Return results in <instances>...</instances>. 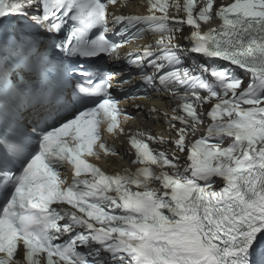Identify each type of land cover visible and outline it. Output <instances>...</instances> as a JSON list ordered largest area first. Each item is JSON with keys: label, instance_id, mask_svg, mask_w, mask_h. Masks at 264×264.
<instances>
[{"label": "snow or ice", "instance_id": "6c2138e0", "mask_svg": "<svg viewBox=\"0 0 264 264\" xmlns=\"http://www.w3.org/2000/svg\"><path fill=\"white\" fill-rule=\"evenodd\" d=\"M0 264H264V0H0Z\"/></svg>", "mask_w": 264, "mask_h": 264}, {"label": "bare ground", "instance_id": "6f19581e", "mask_svg": "<svg viewBox=\"0 0 264 264\" xmlns=\"http://www.w3.org/2000/svg\"><path fill=\"white\" fill-rule=\"evenodd\" d=\"M183 1L184 0H180V3H183ZM129 11L141 12V11H143V9L142 8L133 7V8H129ZM182 40L183 39H180V41H179L180 44L182 43ZM148 43H150V42L147 39L145 41H142V42L138 43V46L140 47V46H143V45H147ZM137 105H140V107L143 109V111L140 114L139 122L142 125H145L147 127L145 129L146 130L145 132H149L153 136H155V135H157L159 133V134H163V135H165V137H167L168 133L165 131L166 125L162 122L164 120L163 116L160 117V121H161L160 123H157V122H154V120H148V119H145V121H143V117H146L149 114V109L150 108H155L159 112H167L169 114L171 108L175 105V101H170L168 99V97L165 96L162 93H155L151 100L140 101ZM172 136L174 137L173 134H172ZM156 145H158L159 147L164 148V146H162V145H160L158 143H156ZM167 147H168V150H171V146L170 145L167 146Z\"/></svg>", "mask_w": 264, "mask_h": 264}]
</instances>
